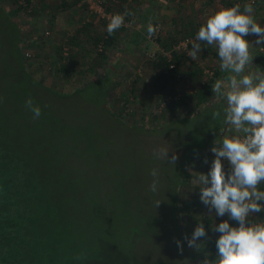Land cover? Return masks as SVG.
Segmentation results:
<instances>
[{
	"label": "rangeland",
	"instance_id": "1",
	"mask_svg": "<svg viewBox=\"0 0 264 264\" xmlns=\"http://www.w3.org/2000/svg\"><path fill=\"white\" fill-rule=\"evenodd\" d=\"M16 1L0 0V130L6 141L27 146L38 165L37 174L53 182V195L64 197L65 220L81 234L82 245L93 243L96 256L99 252V260L95 257L85 264H201L206 253L208 259H215V241L220 234L212 227L231 220L215 216L214 210L210 212L200 202L188 169L204 166L194 156L213 140L223 115L212 119V111L219 106L211 107L204 117L197 115L202 106L191 101L175 113L163 112L166 105L155 103L152 64L156 56L166 53L162 43L172 47L184 38L195 37L215 12L236 4L242 11L251 0H184L181 22H173L177 27L161 19L162 0H139V11L145 9L142 19L134 10L129 11L132 15L125 21H132V25L113 33L104 59L99 58V52L108 23L90 9L91 0L73 14L64 16L57 11L65 18L52 19L48 29L43 20H37V5L30 4V14L20 9L19 15H13ZM102 3L103 9H110L104 12L111 14H116L113 10L118 11L120 5L116 0ZM54 6L51 10L42 8L46 16L53 14ZM253 6L256 21L264 27V0ZM170 7L175 9L173 3ZM149 23L157 24L161 31L156 43L146 39ZM81 27L95 33L100 45L87 41L83 32L81 40L71 41V49L78 53L70 58L62 40L77 34ZM137 34L144 37L136 38ZM257 38L245 37L253 44L250 51L254 59H258L254 51L258 49L254 44ZM202 48L195 61L176 54L181 61L184 57L182 63L174 64L182 78L196 67L202 71L192 88L177 81V93L183 98L198 90L205 71L218 70L214 65L219 62L216 52L206 44ZM59 62L60 71L56 69ZM216 79L209 82L210 89ZM28 98L42 110L38 119L25 107ZM159 147L170 149L169 158L173 152L177 155L174 165L153 155ZM152 169H157L160 180L155 194L149 190ZM158 199L161 203L155 208ZM260 220L252 218V222ZM198 223L207 235L197 241L203 244L196 250L187 246L184 237L191 238ZM176 240L181 241L182 252Z\"/></svg>",
	"mask_w": 264,
	"mask_h": 264
},
{
	"label": "clouds",
	"instance_id": "2",
	"mask_svg": "<svg viewBox=\"0 0 264 264\" xmlns=\"http://www.w3.org/2000/svg\"><path fill=\"white\" fill-rule=\"evenodd\" d=\"M253 2L236 4L222 8L209 16L199 27L195 40L188 43V56L197 60L203 51L202 44L215 48L221 72L227 73L211 86L214 102L223 104L222 110L212 111V119L218 120L223 113L221 138L215 140L210 151L214 154L209 171L204 174L191 171V184L199 189V199L215 216H227L238 226H230L228 220L212 227L219 233L215 241V259H208V253L201 264H264V219L252 222L253 214L264 212V191L259 185L264 183V71L257 68L246 71L253 63L250 51L253 44L245 39L249 35L258 38L254 44L264 43V27L255 19ZM131 12L113 14L106 26L109 36L124 26L125 18ZM152 23L147 26L148 37L156 34ZM260 48V47H259ZM264 50V48H260ZM25 107L33 114V119L41 116V108L31 98ZM170 149L157 148L153 155L157 159L175 164L178 157ZM227 161L229 171L224 170ZM204 163L207 164V158ZM153 180L149 185L152 193L159 189L157 169L151 170ZM161 200L154 201L157 208ZM202 223H198L191 238L184 237L189 248L199 249L206 238ZM177 249L183 251L181 241H175ZM79 258V257H77Z\"/></svg>",
	"mask_w": 264,
	"mask_h": 264
},
{
	"label": "trees",
	"instance_id": "3",
	"mask_svg": "<svg viewBox=\"0 0 264 264\" xmlns=\"http://www.w3.org/2000/svg\"><path fill=\"white\" fill-rule=\"evenodd\" d=\"M262 1L254 0L253 5H257ZM116 2L120 4L118 9L120 13H124L126 10H134L140 18L143 16L144 12L139 11L141 10L139 0H116ZM226 4L230 3L226 2ZM139 7L140 9H138ZM27 8H29L28 5ZM20 9L22 10L21 6L16 8L15 11L19 12ZM114 10L113 12H118L117 9ZM105 11L108 12L110 9L105 8ZM83 32L87 33V41L91 40L92 44L98 43L97 47L100 45V40L94 38L95 33L89 32L86 27H81L77 34L65 38V42H63L64 49L69 52L67 56H70V58L74 56L73 53H78L77 49L75 51L71 49V41L78 42L81 40L84 37ZM142 35L137 34L135 37L141 39L144 37ZM112 39L113 34L109 36L107 33L106 39H104V47L99 52L101 53L99 58H105V48L112 43ZM76 45L78 44L76 43ZM162 46L165 52L170 51V46L164 43H162ZM183 60L181 61L176 53H173L172 61H168L163 53L154 59L152 64L154 71L152 87L157 100L155 103L157 106H161L164 99L170 96L172 100L166 105L167 108L163 112L175 113L187 104L186 101L195 102L202 106V110L197 115L203 114L204 117L209 110V106L205 104L209 101L211 94L210 81H206L190 96L184 98L180 96L178 100H175L180 95L176 90L177 80L175 75L177 69L172 70L169 65L170 62L179 65ZM56 65L57 68H54L60 71L61 63H56ZM93 69L92 67L91 70ZM201 74L202 71L196 67L189 71L186 74L187 77L182 78V81L192 88L201 78ZM216 76L217 73L214 72V77ZM222 108L223 105L220 110ZM222 127L223 124L218 126L216 134ZM213 139L215 138L213 137ZM210 143L207 141L196 151L194 157L199 159L201 164L205 158L210 159L213 155H211L210 150L208 152ZM21 146L6 141L0 130V264H85L92 258L95 260V257L99 260V252L96 256L97 249L93 243L91 246L82 245L81 234L68 220H65L66 214L62 206L64 197H61L59 193L52 194L50 188L53 182H49L48 177L44 174H37L38 165L32 161L33 157L26 150L27 146H22V150ZM262 213L261 220L264 219V212Z\"/></svg>",
	"mask_w": 264,
	"mask_h": 264
},
{
	"label": "crops",
	"instance_id": "4",
	"mask_svg": "<svg viewBox=\"0 0 264 264\" xmlns=\"http://www.w3.org/2000/svg\"><path fill=\"white\" fill-rule=\"evenodd\" d=\"M20 1H23L24 3H26L27 5H28V7H29V9H30V11L28 12L26 9H23L22 10V12L23 13H25V14H30L31 13V6H29V4H33V6L32 7H35V5H37L38 6V8L37 7H35V11H36V17H37V20L38 19H41V20H43L42 21V23H43V27H44V25L47 27V29L48 28H50V25H49V23H51V20L53 19V21L54 20H56V18H63V20H64V16H66L67 14H68V12H69V14H73V12L75 11V9H77L78 8V6L80 7L83 3H87V6H88V2H87V0H58L57 2H56V0H17L16 1V4H17V7L16 8H18L20 5H19V3H20ZM78 1V2H77ZM130 1V0H129ZM82 2V3H81ZM171 3H173V5L175 6V9H172L171 7H170V4ZM55 4V6H54V11H53V14L51 15L50 13H48V16H46V14H45V10L44 9H42V8H47L48 10L51 8V6L52 5H54ZM184 4V0L181 2V3H179V4H175L174 3V0H162V2H161V7H160V16H161V19H163V20H170L171 21V23H172V25H173V27H177V25H179L178 24V22L180 23L181 22V18L179 19V17L180 16H183L184 14H183V10H182V5ZM39 9V10H38ZM63 9V10H62ZM193 9V8H192ZM16 10V9H15ZM14 9H12V11H11V13H13V15H16V13H19V12H16ZM42 10V11H41ZM51 10V9H50ZM57 11H60L61 12V14H64V16H60V12H57ZM143 12H145V9L143 8V10H142ZM123 13V12H122ZM121 13V14H122ZM144 14V13H143ZM193 14V13H192ZM17 15H19V14H17ZM32 16V15H31ZM34 16V15H33ZM51 18V19H50ZM67 18H69V17H67ZM71 18H73L72 17V15H71ZM176 22V24H174L173 22ZM38 25V24H37ZM181 26H183V23L181 24ZM80 29V28H79ZM41 30V29H40ZM175 29H174V31L172 32V34H174L175 33ZM42 32V31H41ZM67 35V34H66ZM74 36V35H73ZM69 37H72V35H70ZM65 37H64V39L62 40V43L63 42H65ZM56 41V40H55ZM60 43H61V41H60ZM57 44V43H56ZM60 45V44H59ZM171 44H168V46H170ZM202 45H204V47H205V44H202ZM207 46V45H206ZM113 47H114V44H113ZM258 49H254V51L256 52V55H257V57H258V59H253V61H252V65L249 67V68H253L254 70H256L257 68H259L260 70H262V71H264V50H261L259 47H257ZM262 48H264V46L262 47ZM208 49L210 50H213V51H215L216 52V50L214 49V48H212V47H209L208 46ZM211 52V51H210ZM215 66H217L218 67V70L216 69V70H214V72H216L217 73V76H216V78L217 79H220V78H223V77H225L226 75H227V73H224V72H221L220 71V68H219V62H215V64H214ZM246 71H248L247 69H246ZM216 79V80H217ZM212 96H214V95H212V93L210 94V99H213V100H210V101H212L208 106H209V109H211V107H213V106H219L220 108H221V106L223 105L222 103L221 104H217V103H215L214 102V98L212 97ZM224 127V126H223ZM223 127L221 128V130L217 133V134H215V136H214V138L215 139H213L212 141H211V143L209 144V148L211 149V147L213 146V143H214V141L215 140H219L220 138H221V133H222V129H223ZM210 149H208V150H210ZM211 152V151H210ZM213 153H211V155H212ZM214 159V154L212 155V157H210V160L208 161V163L207 164H204V166H199V167H197L196 168V170L194 171V170H191V171H194V172H200V173H204V174H206L208 171H209V169H210V166H211V162H212V160ZM204 163V162H203ZM190 184H191V177H190ZM193 186V185H192ZM259 190H262V191H264V183H261L260 185H259ZM197 192H199V189L197 188V190H196ZM201 202V201H200ZM263 213L261 212V213H258V214H253V217L252 218H257V217H259V220L261 219V215H262ZM251 218V219H252ZM255 220H257V219H255ZM254 221V220H253ZM233 223H236L235 221H230L229 222V224L231 225V224H233ZM237 224V223H236ZM238 225V224H237Z\"/></svg>",
	"mask_w": 264,
	"mask_h": 264
},
{
	"label": "built area",
	"instance_id": "5",
	"mask_svg": "<svg viewBox=\"0 0 264 264\" xmlns=\"http://www.w3.org/2000/svg\"><path fill=\"white\" fill-rule=\"evenodd\" d=\"M250 2H253V0H251ZM89 3H90V9L93 10L94 14H96L101 19L105 20L106 23H108L110 18H111V16L113 14L104 12L105 8L103 9L102 0H91ZM19 5L22 7V10L26 9L28 12L30 11V9L27 8V4L24 3L23 1H20ZM131 25H132V21H128V22L125 21L123 27H129ZM154 26H156V28H157L156 34L153 35L152 37H148V34H146V39L150 43H156L158 41V39H159V36H160L159 34L161 32L159 30V27H158L157 24H155ZM194 40H195V37L184 38L179 43H177L176 45L172 46L171 50L169 52H166V53H163V54H164V56L167 57L168 61H172L173 53H176V54L182 53V54L188 55L187 53H188L189 47L191 46V44L188 43V42L194 41ZM151 58H153V57H151ZM169 68L172 69V70L176 68L173 62H170ZM204 76L206 78L203 81L200 82L201 85H203L206 81H211L214 78V72L213 71H209V70L205 71L204 72ZM175 79L178 82L181 81L182 80L181 74L177 73L175 75ZM179 97H180V95H178L175 98V100H178ZM171 100H172L171 97L167 96L164 99V102L161 104V106L168 105L171 102ZM222 163L224 165V170L227 173L229 171V165H228L227 161H223L222 160Z\"/></svg>",
	"mask_w": 264,
	"mask_h": 264
}]
</instances>
